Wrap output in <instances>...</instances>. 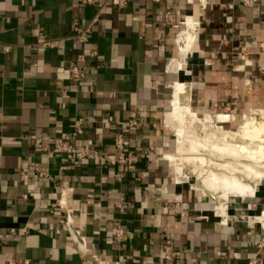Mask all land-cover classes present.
Returning <instances> with one entry per match:
<instances>
[{
	"label": "crops",
	"instance_id": "1",
	"mask_svg": "<svg viewBox=\"0 0 264 264\" xmlns=\"http://www.w3.org/2000/svg\"><path fill=\"white\" fill-rule=\"evenodd\" d=\"M80 1L0 0V264H166L165 244L183 252L175 264H264V228L251 220L264 208L259 189L218 216L213 201L178 180L172 133L160 124L169 126L176 83L190 84V108L227 115L226 124L264 110V0L250 8L240 0H131L121 12L103 8L86 43L73 29L99 6ZM166 11L184 16L176 38L163 24ZM34 29L56 46H36ZM78 54L86 70L75 84L68 71ZM77 118L78 147L112 156L121 134L126 151L142 158L129 168L69 164L41 151L37 138L69 134ZM33 164L49 178L38 179ZM67 209L85 238L82 252L63 227L55 232ZM118 223L128 235L122 244L112 238ZM220 251L227 258L215 260Z\"/></svg>",
	"mask_w": 264,
	"mask_h": 264
},
{
	"label": "bare ground",
	"instance_id": "2",
	"mask_svg": "<svg viewBox=\"0 0 264 264\" xmlns=\"http://www.w3.org/2000/svg\"><path fill=\"white\" fill-rule=\"evenodd\" d=\"M189 94V83H176L166 122H178L181 132L188 125L193 135L180 132L170 162L177 177L195 178L191 188H200L214 199V211L223 218L231 199L253 198L258 184L264 186V112L253 111L254 117L238 130H225L217 123L226 122L228 116H197L190 108ZM256 222L264 228V210Z\"/></svg>",
	"mask_w": 264,
	"mask_h": 264
},
{
	"label": "built area",
	"instance_id": "3",
	"mask_svg": "<svg viewBox=\"0 0 264 264\" xmlns=\"http://www.w3.org/2000/svg\"><path fill=\"white\" fill-rule=\"evenodd\" d=\"M157 1V0H155ZM258 0H240V3L244 7H253L256 5ZM96 0H81L80 6H96L99 7L95 11L92 19L85 25H77L73 29V38L78 41L79 43H86L88 41L89 34L96 26L99 20V14L103 8L109 7L116 12H121L128 8L131 3V0H103L100 4H97ZM184 16L181 15L178 11H166L163 15V24L170 25L171 27L178 29L179 25L183 26ZM33 36L35 38V45L41 48H53L56 46L57 42L55 40L47 39L38 29H34L32 31ZM85 56L83 54H78L74 63L69 67V78L70 80L75 83L79 84L83 81L85 77ZM83 124L84 121L82 118H77L74 122L72 132L66 134L62 137H54V136H42L37 138L40 146L41 151L51 154L61 155L65 158V160L69 164H73L78 160L81 159H102L106 163L112 166H120V167H132L134 166L142 155L126 151L124 147V139L121 134L117 136L114 141V152L112 156H105L99 154L95 150L85 149L83 147H78L74 143V139L77 135L82 134L83 132ZM130 125L135 124L133 121L129 123ZM155 153L153 148H150L148 154L152 155ZM29 169L33 170L36 174L38 179L49 178L50 171L45 168H41L37 164H33L29 166ZM159 191V189H157ZM24 198L27 196L24 195ZM123 197H121L117 208L122 211V202ZM88 203H93V201H87ZM56 206L63 209L65 206L63 202L60 200L56 203ZM72 211L71 209L65 210V215L58 219L59 228L55 229V232L58 234L60 232V227H63L64 230L67 232L69 237L76 243L78 250L82 252L81 244H84V236L81 234L79 229L74 226L72 220ZM127 231L126 229L120 224H116L113 231V241L118 244H122L127 240ZM163 256L166 264H175L176 260L181 259L183 257V252L177 248H174L172 245L165 244L163 245ZM227 258V253L224 251L217 252L215 254V260H224ZM24 264H28L29 261L25 260Z\"/></svg>",
	"mask_w": 264,
	"mask_h": 264
},
{
	"label": "rangeland",
	"instance_id": "4",
	"mask_svg": "<svg viewBox=\"0 0 264 264\" xmlns=\"http://www.w3.org/2000/svg\"><path fill=\"white\" fill-rule=\"evenodd\" d=\"M182 25H179V28L178 29H176L177 30V32L175 33V38H176V36H177V33L182 29ZM181 78H184L183 76H181ZM185 79V78H184ZM181 81H183V79H181ZM191 109L196 113V115L197 116H199V117H205L206 116V114H202V115H200V114H198L192 107H191ZM260 110V109H259ZM255 111H257V110H255ZM262 112H264V110H261ZM254 117V115H253V111H248V112H245V113H243V114H240L238 117H236V120L235 121H233L232 123L231 122H228V124H226V123H217V124H219V126L221 125V127L223 128V129H225V130H231V131H236V130H238V128H239V126H241L247 119H249V118H253ZM160 124L163 126V127H166L167 128V130L168 131H170L172 134H170V137H171V139H172V149H171V151L170 152H174L175 153V150H176V141L178 140V137H180L181 136V133H184L185 134V136L186 137H189V136H191V135H193V133L191 132L192 131V129L190 128V130H189V126L188 125H185V130H183V132H181V130H180V125H179V123L178 122H174V123H171V125H165L164 124V122L163 121H161L160 122ZM176 124V125H175ZM223 124H226V125H224L223 126ZM173 126H176V127H173ZM178 127V128H177ZM180 134H179V133ZM174 171V170H173ZM173 178H175V173H174V177ZM179 179V181H184V182H186V185H187V187H189V186H191L192 184H194L195 183V178L192 176H188V177H186V178H182V177H178ZM254 182H258L256 179L255 180H253ZM192 189H194L193 187H192ZM258 189H259V192H257V195L258 196H260V197H258V198H263V196H264V186H261L260 184H258ZM194 190H196L197 192L196 193H198L199 195L200 194H202V195H204V196H207L210 200H211V198L208 196V195H206V194H204V192L200 189V188H195ZM258 191V190H257ZM256 195V194H255ZM262 196V197H261ZM203 198V200L204 201H207L208 200V198ZM242 198H233V200H235V201H239V200H241ZM245 199V198H244ZM211 201H213L214 202V199H212ZM211 203V202H210ZM211 208L213 209V203H211ZM263 208V207H262ZM262 210V209H261ZM261 210H257L256 212H255V214H253V215H255L254 217H251V220L252 221H256V218L258 217V215L260 214V211ZM263 210H264V208H263ZM262 212V211H261Z\"/></svg>",
	"mask_w": 264,
	"mask_h": 264
}]
</instances>
